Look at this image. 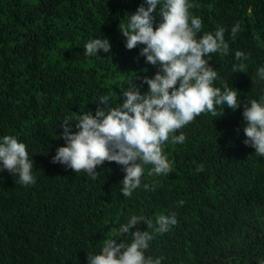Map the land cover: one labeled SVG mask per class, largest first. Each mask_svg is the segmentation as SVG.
<instances>
[{"label":"trees","instance_id":"obj_1","mask_svg":"<svg viewBox=\"0 0 264 264\" xmlns=\"http://www.w3.org/2000/svg\"><path fill=\"white\" fill-rule=\"evenodd\" d=\"M264 264V0H0V264Z\"/></svg>","mask_w":264,"mask_h":264},{"label":"rangeland","instance_id":"obj_2","mask_svg":"<svg viewBox=\"0 0 264 264\" xmlns=\"http://www.w3.org/2000/svg\"><path fill=\"white\" fill-rule=\"evenodd\" d=\"M99 264H108V256H107L106 250L104 251L102 260L100 261Z\"/></svg>","mask_w":264,"mask_h":264}]
</instances>
